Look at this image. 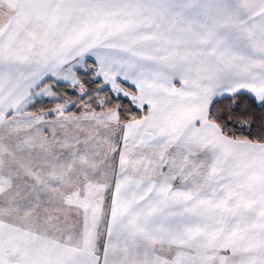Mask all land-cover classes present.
<instances>
[{
	"label": "snow or ice",
	"instance_id": "1",
	"mask_svg": "<svg viewBox=\"0 0 264 264\" xmlns=\"http://www.w3.org/2000/svg\"><path fill=\"white\" fill-rule=\"evenodd\" d=\"M0 264H264V0H0Z\"/></svg>",
	"mask_w": 264,
	"mask_h": 264
}]
</instances>
